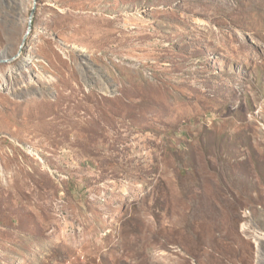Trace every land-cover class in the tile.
Returning <instances> with one entry per match:
<instances>
[{
  "label": "rangeland",
  "instance_id": "obj_1",
  "mask_svg": "<svg viewBox=\"0 0 264 264\" xmlns=\"http://www.w3.org/2000/svg\"><path fill=\"white\" fill-rule=\"evenodd\" d=\"M2 54L0 264H264V0H0Z\"/></svg>",
  "mask_w": 264,
  "mask_h": 264
},
{
  "label": "water",
  "instance_id": "obj_2",
  "mask_svg": "<svg viewBox=\"0 0 264 264\" xmlns=\"http://www.w3.org/2000/svg\"><path fill=\"white\" fill-rule=\"evenodd\" d=\"M33 17H34V12L31 14L30 19H29V30L27 31V34H29L31 28H32V23H33ZM24 43H25V39H24ZM16 58V56H12L11 60ZM0 61H8V59H0Z\"/></svg>",
  "mask_w": 264,
  "mask_h": 264
},
{
  "label": "bare ground",
  "instance_id": "obj_3",
  "mask_svg": "<svg viewBox=\"0 0 264 264\" xmlns=\"http://www.w3.org/2000/svg\"><path fill=\"white\" fill-rule=\"evenodd\" d=\"M3 59V58H8V59H11V58H9L6 54H2V55H0V59ZM11 72H13V70L11 71ZM10 73V72H9ZM14 74V73H13ZM11 83V82H10ZM261 261H262V258H261Z\"/></svg>",
  "mask_w": 264,
  "mask_h": 264
}]
</instances>
